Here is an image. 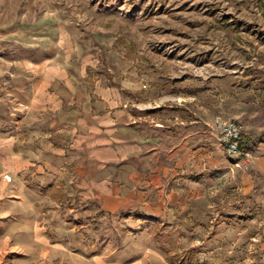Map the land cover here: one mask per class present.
Segmentation results:
<instances>
[{
  "label": "rangeland",
  "instance_id": "rangeland-1",
  "mask_svg": "<svg viewBox=\"0 0 264 264\" xmlns=\"http://www.w3.org/2000/svg\"><path fill=\"white\" fill-rule=\"evenodd\" d=\"M65 49L91 55V86L126 84L134 111L139 150L110 211L99 185L38 171L51 120L27 108L26 68ZM110 174L88 184L108 194ZM166 249L264 264V0H0V264H181Z\"/></svg>",
  "mask_w": 264,
  "mask_h": 264
},
{
  "label": "crops",
  "instance_id": "crops-1",
  "mask_svg": "<svg viewBox=\"0 0 264 264\" xmlns=\"http://www.w3.org/2000/svg\"><path fill=\"white\" fill-rule=\"evenodd\" d=\"M63 39L65 46L74 44L70 37ZM56 55L62 56V63L45 59L26 68L38 78L27 100V108L51 120L50 138L46 139L50 144L47 142L45 150L51 159L42 160L38 171L53 175L66 172V179L72 185L87 192L99 185L102 188L97 187V190L107 196L105 200L101 196L100 207L110 211L124 200L118 196L117 187L131 178L123 170H127L131 156L139 150L133 108L125 106L126 84L94 82L91 86L87 80L94 64L90 61L91 55L66 49ZM116 170L119 171L117 177ZM89 171L113 174H110L113 182L108 194L104 188L109 185L103 176L101 181V176L94 177L99 179L98 184L91 181L88 184L90 178L86 174Z\"/></svg>",
  "mask_w": 264,
  "mask_h": 264
},
{
  "label": "built area",
  "instance_id": "built-area-1",
  "mask_svg": "<svg viewBox=\"0 0 264 264\" xmlns=\"http://www.w3.org/2000/svg\"><path fill=\"white\" fill-rule=\"evenodd\" d=\"M241 134L242 128L235 120L228 119L219 125V141L222 149L233 159L245 155L239 147Z\"/></svg>",
  "mask_w": 264,
  "mask_h": 264
},
{
  "label": "trees",
  "instance_id": "trees-1",
  "mask_svg": "<svg viewBox=\"0 0 264 264\" xmlns=\"http://www.w3.org/2000/svg\"><path fill=\"white\" fill-rule=\"evenodd\" d=\"M239 147L241 150H243V144L241 141H239ZM168 241H170L167 238ZM170 246V245H169ZM167 252V259L168 260H178L181 258V264L183 263L184 259L189 258V256H192L194 254V251L191 249H180L179 252H169L170 249L165 250Z\"/></svg>",
  "mask_w": 264,
  "mask_h": 264
}]
</instances>
